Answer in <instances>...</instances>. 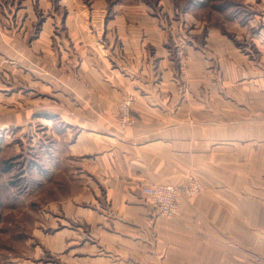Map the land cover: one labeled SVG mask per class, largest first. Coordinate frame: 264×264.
Instances as JSON below:
<instances>
[{"label":"crops","instance_id":"obj_1","mask_svg":"<svg viewBox=\"0 0 264 264\" xmlns=\"http://www.w3.org/2000/svg\"><path fill=\"white\" fill-rule=\"evenodd\" d=\"M55 1L0 0L10 30L0 31V91L9 75L21 86L25 75L56 94L37 118L48 123L49 172L63 164L78 182L70 199L82 203L72 212L81 226L60 233L71 243L70 264H130L141 257L137 245L166 264H219L222 251L202 236L230 235L236 221L243 231V53L217 30L199 42L182 21L125 8L109 19L101 1L91 4L96 24L72 0H58L67 10L60 19ZM175 34L189 56L184 74L171 52ZM57 39L73 47L55 54ZM94 40L109 42V54L90 48ZM129 94L135 119L119 131L118 103ZM189 172L207 191L184 196L180 214L161 219L141 184H179Z\"/></svg>","mask_w":264,"mask_h":264},{"label":"rangeland","instance_id":"obj_2","mask_svg":"<svg viewBox=\"0 0 264 264\" xmlns=\"http://www.w3.org/2000/svg\"><path fill=\"white\" fill-rule=\"evenodd\" d=\"M72 1L75 5L86 4L90 11L87 22L96 24L95 18L92 20L91 17V4L101 1L109 19L114 17L116 9L125 8L126 11L147 13L169 22L182 21L185 28L195 31L199 42L205 41L207 31L217 30L243 53V98L247 97L243 103L248 106L243 109V115L247 117L243 122V231L236 221L230 235L216 233L202 237L207 239L204 242L211 246L210 249L214 247L222 251L219 264H264V43L257 38L258 34L264 35L261 13L264 8H256L257 0ZM55 2L60 9L58 17L65 19L67 10L63 2ZM87 25L91 27L89 23ZM0 31L10 34V30L1 23ZM178 37L179 34L172 36L171 52L177 57L181 70ZM65 41L67 44L56 40L53 45L57 50L55 54L63 53L58 51L60 47H73V42ZM108 45L109 42L96 43V40L88 44L98 54L102 46L109 54ZM103 57L107 56L104 54ZM186 71L181 70L183 74ZM18 78L9 75L6 90L0 91V264H70L71 243L64 241L60 233L66 227L76 229L81 226L79 218L72 212L73 208L78 210L82 203L70 199L74 192L79 191L78 182L68 178L69 171L63 164L58 171L49 172L53 165L48 123L37 118L47 115L44 111L48 110L49 103H53L56 94L48 87L33 85L31 76L24 75L23 86L21 77L20 80ZM0 83L5 82L1 80ZM127 100L134 104L136 98L129 94L119 101L116 115L119 131L135 119L132 110L129 124L120 121V104ZM259 151L261 156L258 157L254 152ZM158 185L170 186L175 193L153 197L142 193L144 186ZM139 190L158 216L169 221L180 214L184 196H199L207 188L201 179L189 172L179 184L147 183L141 184ZM76 238L79 241L80 237ZM143 247L145 245H137L136 255L141 257L137 256L130 264H166L162 253L160 260L144 258ZM194 260L189 263L194 264Z\"/></svg>","mask_w":264,"mask_h":264},{"label":"built area","instance_id":"obj_3","mask_svg":"<svg viewBox=\"0 0 264 264\" xmlns=\"http://www.w3.org/2000/svg\"><path fill=\"white\" fill-rule=\"evenodd\" d=\"M178 56H179V65L182 71H186L187 68V59L188 55L185 53L183 48V43L179 42L178 44ZM133 110V103L127 100L121 102L120 104V121L122 124H129L132 121L131 111ZM142 193L153 196H161L163 194H172L175 193V190L170 186H144L142 188ZM172 201V200H171Z\"/></svg>","mask_w":264,"mask_h":264},{"label":"trees","instance_id":"obj_4","mask_svg":"<svg viewBox=\"0 0 264 264\" xmlns=\"http://www.w3.org/2000/svg\"><path fill=\"white\" fill-rule=\"evenodd\" d=\"M0 202H1V200H0Z\"/></svg>","mask_w":264,"mask_h":264}]
</instances>
